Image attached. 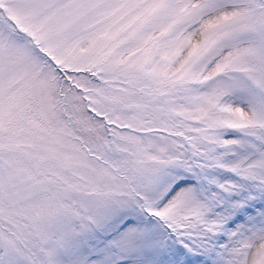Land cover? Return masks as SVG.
<instances>
[{"label": "snow or ice", "instance_id": "1", "mask_svg": "<svg viewBox=\"0 0 264 264\" xmlns=\"http://www.w3.org/2000/svg\"><path fill=\"white\" fill-rule=\"evenodd\" d=\"M0 264H264V0H0Z\"/></svg>", "mask_w": 264, "mask_h": 264}]
</instances>
